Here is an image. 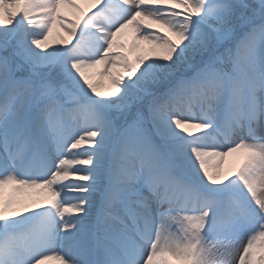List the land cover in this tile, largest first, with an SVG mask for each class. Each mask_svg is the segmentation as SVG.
<instances>
[{"label":"snow or ice","instance_id":"1","mask_svg":"<svg viewBox=\"0 0 264 264\" xmlns=\"http://www.w3.org/2000/svg\"><path fill=\"white\" fill-rule=\"evenodd\" d=\"M49 261L264 264V0H0V264Z\"/></svg>","mask_w":264,"mask_h":264},{"label":"rangeland","instance_id":"2","mask_svg":"<svg viewBox=\"0 0 264 264\" xmlns=\"http://www.w3.org/2000/svg\"><path fill=\"white\" fill-rule=\"evenodd\" d=\"M243 160V155L241 153H236V154H233L232 156L228 157L227 158V161H226V165H225V170L226 171H230V170H233L237 167H239L240 163L242 162ZM31 192H25V193H30V195L28 194V198L26 199H20L21 195L23 194H16L12 191L11 187H7L4 191V197L5 199L9 198V197H14L15 199L21 201L22 203L19 205L20 207H23V206H32V207H35V204L37 201H43L46 203V200H45V196L43 193H41L40 190H30ZM32 193V195H31Z\"/></svg>","mask_w":264,"mask_h":264},{"label":"bare ground","instance_id":"3","mask_svg":"<svg viewBox=\"0 0 264 264\" xmlns=\"http://www.w3.org/2000/svg\"><path fill=\"white\" fill-rule=\"evenodd\" d=\"M57 33L59 34V35H57ZM64 35H66L61 29H57L55 32H54V35H53V37L51 38V43H53V44H55L56 43V41L58 40V38H59V36H64ZM96 71V70H95ZM94 71V72H95ZM93 72V73H94ZM109 86V84H108V80H107V78H105L103 81H102V83H101V90H105L107 87ZM195 131V130H194ZM35 190H37V189H35ZM35 190H33V191H35ZM28 192H31L30 190L28 191ZM28 194L30 195V193H23L22 195H21V197H20V199H26V198H28ZM31 195H32V193H31ZM47 264H57V262L56 261H49V262H47Z\"/></svg>","mask_w":264,"mask_h":264}]
</instances>
